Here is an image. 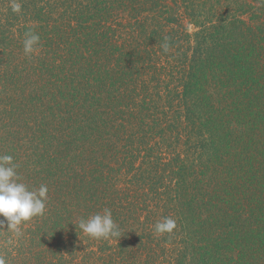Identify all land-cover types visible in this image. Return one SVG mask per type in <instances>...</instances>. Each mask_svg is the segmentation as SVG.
Returning <instances> with one entry per match:
<instances>
[{
    "label": "trees",
    "instance_id": "trees-1",
    "mask_svg": "<svg viewBox=\"0 0 264 264\" xmlns=\"http://www.w3.org/2000/svg\"><path fill=\"white\" fill-rule=\"evenodd\" d=\"M0 155L48 188L4 264H264V0H0Z\"/></svg>",
    "mask_w": 264,
    "mask_h": 264
},
{
    "label": "clouds",
    "instance_id": "clouds-1",
    "mask_svg": "<svg viewBox=\"0 0 264 264\" xmlns=\"http://www.w3.org/2000/svg\"><path fill=\"white\" fill-rule=\"evenodd\" d=\"M12 10L19 12L21 6L14 4ZM167 39V38H165ZM40 42V37L33 30L24 34L23 51L25 56H31ZM163 51H168V44L162 45ZM18 165L13 162L11 155H0V216L6 218L7 229L19 232V226L32 219L42 216L45 213L46 201L48 199V188L40 185L38 189L30 190L28 186L20 181L16 171ZM5 220H0V227H3ZM79 229L94 239L120 238V230L114 222L112 212L105 208L103 213H97L81 218L78 224ZM176 228V221L171 217H164L154 225V233L162 235L171 234ZM0 264L4 260L0 259Z\"/></svg>",
    "mask_w": 264,
    "mask_h": 264
},
{
    "label": "rangeland",
    "instance_id": "rangeland-1",
    "mask_svg": "<svg viewBox=\"0 0 264 264\" xmlns=\"http://www.w3.org/2000/svg\"><path fill=\"white\" fill-rule=\"evenodd\" d=\"M185 25L187 26L188 24H187V21L185 22Z\"/></svg>",
    "mask_w": 264,
    "mask_h": 264
}]
</instances>
